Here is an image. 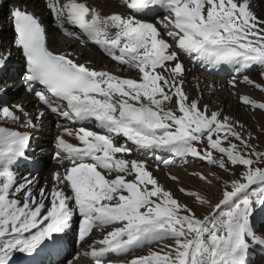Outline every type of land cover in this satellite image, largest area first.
Returning a JSON list of instances; mask_svg holds the SVG:
<instances>
[{
  "label": "snow or ice",
  "instance_id": "snow-or-ice-1",
  "mask_svg": "<svg viewBox=\"0 0 264 264\" xmlns=\"http://www.w3.org/2000/svg\"><path fill=\"white\" fill-rule=\"evenodd\" d=\"M122 6L126 12L105 14L88 0H44L58 29L98 46L135 78L53 48L43 13L19 4L9 10L14 36L0 48V96L3 74L18 56L39 105L29 112L0 102V264L18 253L31 264L51 256L62 257L59 264L85 257L113 264V256H129L123 264H247L250 248L264 244V150L240 120L202 103V90L189 95L181 55L215 69L229 66L242 76L229 81L233 89L243 83L264 92V83L245 74L264 69V18L253 0H122ZM156 7L162 17L153 16ZM234 94L243 106L264 111L250 94ZM50 117L61 128L52 154L57 169L42 185L36 176L18 178L17 167L34 162L28 154L34 132L50 127ZM93 123L99 131L83 126ZM118 138L125 142L117 146ZM133 147L191 157L231 178L213 173L222 182L215 203L179 189L207 206L198 215L147 161L125 158ZM69 232L83 251L67 248ZM139 249L147 250L130 255Z\"/></svg>",
  "mask_w": 264,
  "mask_h": 264
},
{
  "label": "bare ground",
  "instance_id": "bare-ground-1",
  "mask_svg": "<svg viewBox=\"0 0 264 264\" xmlns=\"http://www.w3.org/2000/svg\"><path fill=\"white\" fill-rule=\"evenodd\" d=\"M88 2L92 4L94 7L100 9L105 14L111 12H126V9L122 6V0H88ZM10 4L12 5V7L18 4L21 6L26 5L30 10H33L37 13H43V19L45 24L48 26L49 38L53 48L57 49L58 51L73 52L76 54L77 57H79V60L81 62L88 61L98 69H105L112 71L114 74L131 77L132 74L128 72L130 70H128L127 68H123L117 62H114L113 60L108 58L103 53L102 49H100L98 46L94 45L91 42H81L80 40L74 37H70L67 34H65L62 30L58 29L53 19L48 15L47 11L44 9V0H0V48H6L11 43L14 36V29L9 20ZM253 6H254L253 10L261 18H264L262 16V11H261L264 7V0H253ZM164 14L165 13L163 12L162 8L156 7L153 9V16L162 17ZM181 60L184 64V67L186 68L185 88L189 93V95L191 97H199L202 90L203 91L202 103L209 104L213 110L222 109L224 114L240 120V122L245 125V129H244L245 133L246 132L252 133L253 140L262 139L261 141L263 143L262 146L263 148L261 150H264V129L260 128L257 123V120L262 119V116L260 114L263 115L264 111L255 110L243 106L238 102V98L234 94L237 91L242 94H250L249 91L258 94L260 90L254 89L253 87L245 85L243 83H238L237 88L233 89L232 86L229 84V81L232 80L233 78L240 81L242 80V76H236L233 70L227 65H222L219 69H215L207 65L196 64L193 62L192 58L183 54L181 55ZM257 67L258 66H254L250 70V72H253L254 68L256 69ZM18 70H19V57L17 56L13 66L10 67L3 74V79L5 81L4 86L6 91L3 93L2 96H0V102H5L10 105L23 104L26 110L32 112L39 105V101L37 100L34 93L28 90L24 77L21 76L19 78L20 73ZM250 72L248 71L245 74H248ZM261 72L264 73V70ZM133 75H134L133 78H135L137 73H134ZM257 82L262 83L264 82V80H262L261 78ZM13 96H17V97H15V99L13 100H10ZM258 101L264 102V99L258 98ZM252 113H254V115L256 116L255 124L253 125V127H251L248 124V120L249 119L251 120V117L253 115ZM49 119L51 123L50 127H46L41 131L34 132L30 143V147L28 149V154L31 158V161L34 162H26L19 165L16 169L18 178L36 176L40 180L42 185L46 180L50 181L51 173L57 169L58 165L55 159L53 160L52 167L47 170L42 169V165H41L42 160L44 159L50 160L49 153L52 154L55 151V137L61 131V128L56 126L55 117H50ZM60 123L63 127L78 128L82 126L79 124H73L71 122H65V121H61ZM83 126L89 127L91 130L99 131V129L95 128L94 123L90 125L86 124ZM66 139H68L69 142L71 143H78V141L73 137H66ZM124 142L125 141L123 138H118L115 143L117 144V146H119ZM168 154L170 153L163 150L136 151L135 148L133 147L131 155L125 158L129 160L136 159V160L147 161L148 167L153 172V174L156 177H158V179L160 180L162 179L161 181L165 183L169 180L170 183L166 185V188L171 189V191H173L175 195L178 196V194L180 193L179 189L181 187H185L186 181H189L188 177L185 176L186 173L185 171L187 169L185 168L184 165H186L187 163H193L194 159L189 157L186 160H184L181 159L180 157L175 156V154L172 153H171L172 156L170 155V158H166ZM117 155L119 156L120 154ZM164 160H169L174 162L171 163L172 165H167L164 163ZM189 167L190 166H188V168ZM195 170L196 169H194L193 171ZM170 174L172 176H176L177 180L176 181L171 180L169 178ZM126 179H128V176L126 177ZM187 190L190 191V189L188 188ZM73 227H75V225ZM94 238L95 239L101 238L99 229L96 230V235ZM73 241L76 242L75 233L69 232L64 237V243L67 246V248L70 245L69 243H72ZM79 250L83 251L84 249H81L79 247ZM146 250L147 249L145 250L139 249L136 252L140 251L138 253L140 254L146 252ZM133 254L134 253L130 255ZM263 257H264V244H254L248 252L247 261L264 264L263 262H259L260 259ZM128 258L129 256H121L119 258L115 256L111 257V259L113 260V264H123V262L126 261ZM60 259H62V257L51 256L45 260V264H58ZM263 260L264 259H262V261ZM9 264H31V262L27 260L23 256V254L18 253L13 258V261L9 262ZM78 264H92V261L90 258L85 257L79 260Z\"/></svg>",
  "mask_w": 264,
  "mask_h": 264
},
{
  "label": "rangeland",
  "instance_id": "rangeland-1",
  "mask_svg": "<svg viewBox=\"0 0 264 264\" xmlns=\"http://www.w3.org/2000/svg\"><path fill=\"white\" fill-rule=\"evenodd\" d=\"M10 6V8L12 7V5L10 4L9 5ZM264 10V7H263V9L261 10L262 11V16L264 17V14H263V11ZM264 69H262V68H260V67H257L256 69L254 68V71L253 72H250V73H248L247 75L250 77V78H252V79H254V80H256V81H258L259 79H261L262 78V80H264L263 78H264V76H262V73L263 72H261V71H263ZM129 73H131L132 75H131V77L133 78L134 77V73H136L134 70H132V71H128ZM21 75L22 74H20L19 75V78L21 77ZM7 81V80H6ZM18 81H19V79H18ZM17 81V82H18ZM262 83H264V82H262ZM262 91H260V92H258V94H255V93H253L252 91H249V93H250V95L251 96H253V98H257V100H258V98L259 99H264V92H262ZM15 97H17V96H13L10 100H13V99H15ZM253 115H252V117H251V120L249 119L248 120V124L251 126V127H253V125L255 124V115H254V113H252ZM261 116H262V119L261 120H257V123H258V126L260 127V128H263L264 129V114L262 115V114H260ZM245 126V125H244ZM247 133V132H246ZM262 139H256V140H253V142L254 143H256V144H258V145H260L261 146V149L263 148L262 146H263V143H262V141H261ZM199 147H203V145H199ZM53 154V153H52ZM51 153H49V157H50V160H46V159H44V160H42L41 161V165H42V169H44V170H47V169H49V168H51L52 167V164H53V160H54V158H53V155H52ZM170 155H171V153L170 154H168V156H166V158H170ZM172 156V155H171ZM52 160V161H51ZM167 165H172L171 163H169V164H167ZM190 166L189 168H188V166ZM197 165V166H196ZM185 166V168L187 169L185 172V176H187L188 177V180L189 181H186V184H185V187H181V188H185V189H190V191H199V192H201V194L202 195H205L206 196V198H209V199H212L213 200V203H215L216 202V198H218V196H219V194H220V188L222 187V182L221 181H218L217 179H216V177H215V175H213V173H215L216 175H219L222 179H230L231 177H230V174L229 173H224V172H222L223 170H221V169H219V168H216V167H210L207 163H205V162H202V161H199V160H194V162L193 163H187L186 165H184ZM176 168H179V167H176ZM196 169L195 171H193L194 169ZM218 169V170H217ZM150 170V169H149ZM236 172H239L240 170L238 169H236L235 170ZM190 172V173H189ZM204 172V173H203ZM195 173H202V174H204V175H206V176H208V178L212 181V183L211 184H209V183H207L206 181H204V180H202V179H199L198 178V176H196V175H194ZM225 175V176H224ZM197 177V178H196ZM224 177V178H223ZM158 178V177H157ZM133 179V176H131V175H129L128 176V180H132ZM162 180V179H161ZM160 179H159V181H160V183L161 184H163L164 186H165V188H166V185H168V183H170L169 182V180L165 183V182H163V181H161ZM192 181V182H191ZM218 181V182H217ZM189 182V183H188ZM191 183V184H190ZM215 189V190H214ZM171 190V189H170ZM179 200H181V201H183V202H185V203H189V205H191L195 210H196V212H197V214H202V213H205L206 212V210H207V206L206 205H201V204H199L197 201H195L194 200V198L193 197H191V196H189V195H187V194H184V193H179L178 194V196H176ZM199 205V206H198ZM258 235H259V233H258ZM162 243H167V241H165V242H162ZM70 245H69V247H68V249H71V250H79V247H80V245L79 244H77L76 242H72V243H69ZM151 247H156V245H153V246H151ZM145 250V249H144ZM140 251H138V252H136V253H134L133 255H138V253H139ZM141 254V253H140ZM262 259H264V257L263 258H261L260 259V261L259 262H263L264 263V260L262 261ZM58 264H59V262H58ZM247 264H259L258 262H250V261H247Z\"/></svg>",
  "mask_w": 264,
  "mask_h": 264
}]
</instances>
